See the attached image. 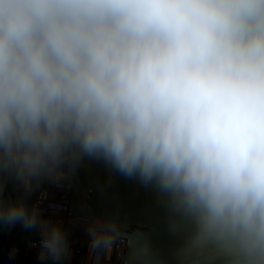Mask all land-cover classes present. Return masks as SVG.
I'll return each mask as SVG.
<instances>
[{"label": "clouds", "instance_id": "9594fccd", "mask_svg": "<svg viewBox=\"0 0 264 264\" xmlns=\"http://www.w3.org/2000/svg\"><path fill=\"white\" fill-rule=\"evenodd\" d=\"M84 156L168 193L190 248L264 264V0H0V229L40 259L67 235L6 182Z\"/></svg>", "mask_w": 264, "mask_h": 264}, {"label": "water", "instance_id": "95a60500", "mask_svg": "<svg viewBox=\"0 0 264 264\" xmlns=\"http://www.w3.org/2000/svg\"><path fill=\"white\" fill-rule=\"evenodd\" d=\"M63 169L74 188L69 220L125 237L124 264H230L231 257L212 246L189 247L193 226L173 210L169 194L155 182L145 184L139 176L122 174L95 157L84 156Z\"/></svg>", "mask_w": 264, "mask_h": 264}, {"label": "built area", "instance_id": "2783aa9c", "mask_svg": "<svg viewBox=\"0 0 264 264\" xmlns=\"http://www.w3.org/2000/svg\"><path fill=\"white\" fill-rule=\"evenodd\" d=\"M61 173L53 172L39 179H33L28 188L10 180L12 189L7 197L14 199L20 195L25 196L30 205H35L43 221L62 222L82 228L69 220L74 188L68 171L62 169ZM108 231H111L115 238L110 249L93 250L91 247L93 237H81L74 242L68 241L64 256L59 261H53L51 258H39L41 231L39 229L27 231L17 224L5 235L0 252V264H124L127 239L118 236L110 229ZM65 233L67 235V231ZM33 244L36 247H33ZM13 250H15L14 255L10 258L9 254Z\"/></svg>", "mask_w": 264, "mask_h": 264}, {"label": "rangeland", "instance_id": "374dc122", "mask_svg": "<svg viewBox=\"0 0 264 264\" xmlns=\"http://www.w3.org/2000/svg\"><path fill=\"white\" fill-rule=\"evenodd\" d=\"M10 180H8L7 182H9ZM12 188H10L11 190ZM63 229L65 228V231H67V238L68 241L74 242L77 239L81 238V237H93V232L97 231L95 229H86V228H77L72 224H65L60 222L59 223ZM0 232H3V228L0 229Z\"/></svg>", "mask_w": 264, "mask_h": 264}, {"label": "trees", "instance_id": "16d2710c", "mask_svg": "<svg viewBox=\"0 0 264 264\" xmlns=\"http://www.w3.org/2000/svg\"><path fill=\"white\" fill-rule=\"evenodd\" d=\"M10 188H11V185L9 182H6V186H5V195L8 196L9 193H10ZM2 233L0 232V243H2Z\"/></svg>", "mask_w": 264, "mask_h": 264}, {"label": "crops", "instance_id": "0c3cea01", "mask_svg": "<svg viewBox=\"0 0 264 264\" xmlns=\"http://www.w3.org/2000/svg\"><path fill=\"white\" fill-rule=\"evenodd\" d=\"M7 229H8V226L5 225L3 227V232H2V237H3L2 238V244H3V241H4L5 235L8 233V232H6Z\"/></svg>", "mask_w": 264, "mask_h": 264}, {"label": "bare ground", "instance_id": "6f19581e", "mask_svg": "<svg viewBox=\"0 0 264 264\" xmlns=\"http://www.w3.org/2000/svg\"><path fill=\"white\" fill-rule=\"evenodd\" d=\"M69 173V172H68ZM107 230H109V229H107Z\"/></svg>", "mask_w": 264, "mask_h": 264}]
</instances>
